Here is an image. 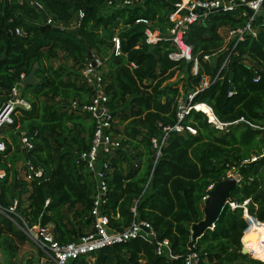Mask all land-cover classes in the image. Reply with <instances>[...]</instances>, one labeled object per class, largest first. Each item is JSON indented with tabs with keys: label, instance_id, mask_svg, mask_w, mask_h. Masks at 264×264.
Wrapping results in <instances>:
<instances>
[{
	"label": "trees",
	"instance_id": "trees-1",
	"mask_svg": "<svg viewBox=\"0 0 264 264\" xmlns=\"http://www.w3.org/2000/svg\"><path fill=\"white\" fill-rule=\"evenodd\" d=\"M120 1L124 0H0V60L4 53L7 55L0 61V105L10 98L11 88L20 76L26 77L38 64L37 83L23 87L31 99V110L22 111L8 129L19 133L25 126L33 148L20 154L43 170L41 179H17L12 183L5 160L14 159L12 143L17 146L18 137L5 140L6 150L0 156V168L5 171L0 179V243L2 248L6 243L4 255L16 259L20 246L27 243L10 219L14 214L9 208L16 199L18 216L30 225H52L60 242L76 241L91 231L89 215L95 183L76 160L88 149L93 123L86 113L71 108V103L86 104L92 96L80 77L91 52L103 60L104 90L115 119L113 130L123 136L120 149L108 158L111 172L107 174L108 194L102 212L109 216L113 228L122 230L132 221L131 208L135 206L137 218L149 222L159 239L169 240L177 259L158 257L152 245L132 240L70 264H140V260L145 264H183L190 230L204 219L207 189L224 181L229 172L237 176L239 183L229 194L214 227L196 238L201 264H264L242 254L241 245L247 228L245 211L264 223V158L251 162L252 157L264 154V135L252 127L264 125V18L259 20L258 38L246 37L234 49V41L224 47L219 32L243 27L239 12L213 15L191 25L184 41L199 60V75L193 77L191 63L169 59L177 49L168 38V15L181 0H135L120 9L107 8L108 2ZM31 2L41 4L43 10H37ZM79 11L84 13L76 29L80 39L67 32L39 30L47 15L55 27L68 29ZM140 18L150 21L163 40L155 46L147 45L144 27L135 24ZM39 21L41 24H34ZM16 27L23 30V36L14 35ZM120 27L116 35L121 55L114 57L110 43ZM231 50L237 58L232 56L221 73L223 79L200 91L192 105L209 106L223 124L241 118L244 121L218 130L203 113L191 110L182 124L193 126L197 135L169 132L162 144L164 128L178 122L180 93L195 91L203 77L212 81ZM59 54L70 60L72 67L57 64ZM204 55L214 56L206 63ZM246 58L255 63L258 81H254L252 69L244 65ZM178 75L181 79L171 81ZM228 81L235 88L231 97ZM2 134L1 130V139ZM231 203L236 207L232 208Z\"/></svg>",
	"mask_w": 264,
	"mask_h": 264
},
{
	"label": "built area",
	"instance_id": "built-area-1",
	"mask_svg": "<svg viewBox=\"0 0 264 264\" xmlns=\"http://www.w3.org/2000/svg\"><path fill=\"white\" fill-rule=\"evenodd\" d=\"M6 1L11 2L12 0ZM134 1L135 0H124L118 3L108 2L107 8L111 10L120 9L121 7L133 4ZM31 5L39 11L43 10V6L37 2H31ZM263 6L264 0H181L178 3H175L172 7V11L168 15V22L171 24V27L167 31L169 41L177 49V52L170 54L169 59L175 62L185 60L186 62L191 63V76L197 77L199 75V60L192 54V48L184 41L189 27L195 23L203 22L213 15L239 12V16L244 19V26L237 29H221L219 32L223 38L224 47L234 41V49L237 43L244 41L246 37H251L253 39L258 38L259 23L257 22V17L260 10L264 8ZM83 17L84 13L79 11L76 19L70 23L71 28L77 29L80 26ZM135 24L144 27V41L147 45L155 46L158 42L163 40L160 32L158 30H153L150 21L147 19H137L135 20ZM44 25L54 26L51 18H48ZM23 34L24 32L21 28L16 27L14 29L15 36L21 37ZM110 44L111 55L114 57L120 56L121 44L117 35H114L111 38ZM262 49L264 51V45ZM232 50L227 55L219 72L212 81H210V78L203 77L195 91L190 93H180L176 106L178 122L173 127L164 128L162 144L169 132H174L180 135H197V130L193 126L183 125L182 122L185 117L189 115L191 110H196V106L192 105L193 98L210 84L223 79L221 76L222 71L226 68L232 56L237 58V54L232 53ZM213 56L214 55H204L202 60L209 63ZM243 63L246 67L252 69L255 76L254 81H258L259 75L258 71L254 68L255 63L249 58L244 59ZM103 73V60L92 54V58L90 60L87 59L83 69L80 71V77L92 90V96L86 104L80 105L77 102L71 103L72 109H80L90 117L93 123V133L89 141L88 149L81 152L76 160L77 164L84 165L86 171L90 173L92 180L95 183L93 205L89 215L92 219L91 231L82 235L76 241L60 242L55 237L52 225H30L23 217L18 216L16 214L18 205L17 199L13 201L12 206L9 208V213L14 214V218L10 219L23 233L27 242L32 244L39 252L42 260L48 264H70L71 262L89 256L92 253L116 245L125 244L132 240H142L149 245H152L154 254L158 257H164L168 260H176L177 256L174 255L169 240L159 239L155 229L149 222L139 220L136 216L135 206L131 208V213L133 214L132 221L122 230L113 228L109 216L102 212L108 194L107 174L111 172L108 158L116 150L120 149L121 146V138L119 135L115 134L113 130L115 119L109 109V99L104 90L105 84L103 82ZM24 78V75L20 76V81L11 88L10 98L0 105V132L3 127L13 125L14 120L22 111L31 110V103L22 96L21 92L22 81ZM228 82L230 84L228 97H231L235 94V88L231 81ZM209 110L211 111L213 119L207 114V122L218 130H222L228 125L244 121V119L241 118L233 123L223 124L216 119L210 107ZM252 127L261 130L264 135V125L260 127ZM19 140L25 150L30 151L33 148V143L31 141L32 137L26 132L21 133ZM152 143L154 147H156V141L152 140ZM5 150L6 145L0 137V156ZM158 155L159 152L157 153V156ZM261 157L264 158V154L259 157H252L251 162H255ZM24 175L25 180L31 182L35 179H41L43 177V170L35 167L28 161L24 164ZM4 177L5 171L0 168V179ZM227 177H233L238 180L237 176L232 172H229ZM212 189L213 186L211 185L207 190L211 191ZM206 198L207 195L203 198V202ZM46 204H48V201H46ZM230 206L232 208L236 207L232 203ZM210 229H212V227ZM191 235L192 228L190 230L189 242L185 246L183 264H201L202 260L196 249L197 240L196 238L192 239ZM93 262L94 260H90V263ZM139 262L140 264H145L143 260H140Z\"/></svg>",
	"mask_w": 264,
	"mask_h": 264
},
{
	"label": "rangeland",
	"instance_id": "rangeland-1",
	"mask_svg": "<svg viewBox=\"0 0 264 264\" xmlns=\"http://www.w3.org/2000/svg\"><path fill=\"white\" fill-rule=\"evenodd\" d=\"M47 16H48V18L49 17L51 18L50 15H47ZM261 18H264V8H262L259 12V15L257 17L258 23H259V20ZM34 24H36V25L41 24V21L35 22ZM68 27H69L68 29H73V28H71L70 25H68ZM120 29H121V27L118 30H115L114 35H116ZM56 61H57V64L61 63L67 68H70L73 65L72 62L70 60L66 59V57L63 56L62 54L58 55V59ZM56 61L52 62L53 66L56 65ZM179 79H181L180 75H178L176 78H173L171 81H175V80H179ZM181 84L182 83H179L180 86H181ZM21 92L24 94L25 99L30 102L31 99L28 95L25 94L27 92V90H24L23 86L21 87ZM8 127L9 126H5L2 128V132H3L2 135L4 137L2 140L4 142H5V140L6 141H9V140L12 141V136H16L19 139V137L21 136V133L25 132L24 131L25 126H23L21 128V131L19 133H17V131H15L13 133L9 132ZM118 128L122 130V127H118ZM122 137L123 136L121 134L120 138H122ZM12 148H13L14 159H11L10 157H8L5 160V163L10 167V181L12 183H14V181L17 179L22 180V181H26L25 177H24L23 165L29 160L25 158L26 155L24 153L20 154V151L24 152L25 149L23 148L22 144L20 143V140H18L17 146L14 143H12ZM123 149L127 153L131 152L129 150V148H127V147L126 148L124 147ZM69 218L72 219V213L69 214ZM5 246H6V243L3 244V248H2V243H0V264H28L29 262H31V264H48L47 262L42 260V257L39 255V252L35 249V247L28 242L25 245L20 246L16 259H14L13 257L12 258H9V257L6 258V256L4 255ZM250 257H253V256L250 255ZM67 264H69V263H67Z\"/></svg>",
	"mask_w": 264,
	"mask_h": 264
},
{
	"label": "water",
	"instance_id": "water-1",
	"mask_svg": "<svg viewBox=\"0 0 264 264\" xmlns=\"http://www.w3.org/2000/svg\"><path fill=\"white\" fill-rule=\"evenodd\" d=\"M39 30L43 33L48 30L52 31H60L67 32L77 39H80L78 31L75 29H65L62 27H51L47 25H42L39 27ZM6 53L3 54V57L0 61H4L6 59ZM92 58L91 52L88 53V59ZM236 60V59H235ZM39 69V65L35 64L30 73L23 79L22 86L25 87L27 85H34L37 83L36 72ZM19 140V139H18ZM239 180L233 177H227L224 181L216 184L211 191L208 192L207 198L204 201V219L192 226V239H195L201 235H203L204 231L214 227V223L223 208V206L227 203L229 199V194L236 188ZM261 196L264 198V190L261 193ZM246 204V203H245ZM248 214V213H247ZM242 243V254H249L244 244L246 243V239L243 236L241 238Z\"/></svg>",
	"mask_w": 264,
	"mask_h": 264
},
{
	"label": "bare ground",
	"instance_id": "bare-ground-1",
	"mask_svg": "<svg viewBox=\"0 0 264 264\" xmlns=\"http://www.w3.org/2000/svg\"><path fill=\"white\" fill-rule=\"evenodd\" d=\"M196 110L208 114L213 119L211 111L206 105H196ZM244 215L247 222V229L244 233L246 239L244 247L253 258L264 262V223H258L247 213Z\"/></svg>",
	"mask_w": 264,
	"mask_h": 264
},
{
	"label": "clouds",
	"instance_id": "clouds-1",
	"mask_svg": "<svg viewBox=\"0 0 264 264\" xmlns=\"http://www.w3.org/2000/svg\"><path fill=\"white\" fill-rule=\"evenodd\" d=\"M44 25V24H43ZM42 26V25H41ZM51 27H55V26H51ZM76 30V29H75ZM196 106V105H195ZM207 107H209V106H207ZM197 111V110H196ZM201 112V111H200ZM202 113V112H201ZM206 117H207V119H208V115L207 114H205V113H203ZM3 141V140H2ZM4 142V141H3ZM28 162V161H27ZM30 162V161H29ZM24 166V165H23ZM208 197V196H207ZM246 213H247V211H245ZM247 229V228H246ZM245 232V231H244ZM244 232H243V236H244ZM250 255V254H249Z\"/></svg>",
	"mask_w": 264,
	"mask_h": 264
}]
</instances>
